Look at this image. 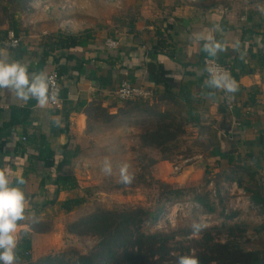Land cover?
<instances>
[{
    "label": "rangeland",
    "instance_id": "374dc122",
    "mask_svg": "<svg viewBox=\"0 0 264 264\" xmlns=\"http://www.w3.org/2000/svg\"><path fill=\"white\" fill-rule=\"evenodd\" d=\"M191 5L242 14L264 6V0H0V33L15 22L22 40L29 44L53 41L54 33L101 32L111 36L138 19L158 22L176 8ZM154 99L119 102L113 98L118 117L90 123L89 133L81 141V154L65 168L77 179L74 193L86 202L71 212L64 211L60 202L41 205L44 211L48 208L41 218L49 232L36 241L33 260L62 252L88 254L96 249L99 238L70 234L67 229L71 223L99 209L139 207L150 212L162 207L158 219L145 218L141 230L169 236L173 256L195 255L206 233H211L215 241L230 240L246 250L264 253V232L259 231L264 216L245 190L251 177L239 168L240 163L246 164L257 171L256 181L264 182V161L257 169L244 159L246 150L239 149L232 164L218 162L211 152L219 143L220 128L206 116L204 104L197 97L192 105L200 115L198 124L187 121V109L180 99L167 96L164 101L150 104ZM165 120L182 127L168 144L169 151L145 146L142 136ZM105 159L112 164L111 175L101 171ZM125 163L135 177L127 185L119 182V168ZM177 189H184L182 196L170 194ZM196 194L207 196L214 211L196 202ZM70 195L66 192L63 197ZM31 218L30 223L35 220ZM194 222L206 227L193 233Z\"/></svg>",
    "mask_w": 264,
    "mask_h": 264
},
{
    "label": "crops",
    "instance_id": "0c3cea01",
    "mask_svg": "<svg viewBox=\"0 0 264 264\" xmlns=\"http://www.w3.org/2000/svg\"><path fill=\"white\" fill-rule=\"evenodd\" d=\"M1 30L0 59L20 62L30 74L48 75L56 69L61 77L63 104L56 109L49 103L40 107L35 99L21 101L14 91L0 89V170L25 193L26 218L18 222L14 235L18 243L23 232L30 234L32 258L37 254L36 241L46 235L33 232L29 220H42L48 208L44 211L41 205L49 197L48 187L54 180L38 159L40 138L44 137L56 153L66 144L80 146L90 124L78 103L101 101L118 117L113 92L124 79L152 87L156 94L150 104L164 101L168 93L178 96L183 88L201 103H207L206 116L236 148L257 150L256 154L264 148V6L242 14L196 5L176 8L161 21L138 19L124 31L115 32L113 38L120 40L115 51L105 49V40L112 35L97 32L86 47L56 50L45 61L40 43L24 42L18 34L21 43L14 48L6 42V30ZM209 35L223 44L225 51L215 56L204 51L206 39L199 37ZM206 56L231 67L235 92L208 86L209 78L201 63ZM12 108L17 110V121L11 125ZM18 178L25 183L17 185ZM65 193L59 194V202L66 200Z\"/></svg>",
    "mask_w": 264,
    "mask_h": 264
},
{
    "label": "trees",
    "instance_id": "16d2710c",
    "mask_svg": "<svg viewBox=\"0 0 264 264\" xmlns=\"http://www.w3.org/2000/svg\"><path fill=\"white\" fill-rule=\"evenodd\" d=\"M11 30L15 31L18 36L15 22L6 28L5 33L8 34ZM91 37L90 32L79 34L54 33L52 34L53 41L40 43L43 50L42 61H45L56 50L66 51L86 47ZM111 37H114V34ZM56 61L58 62L59 59L56 58ZM167 96L180 99L184 103L187 109L188 122L196 124L200 122V115L198 112V114L196 113V109L192 105L195 97L189 91L182 88L178 96L173 93H168ZM225 102L226 99L221 103L220 109L223 110L222 104ZM78 106L86 114L88 124L100 118L110 121L115 116L110 113L109 108L103 106L101 101H81ZM203 107H207L206 102H204ZM14 111L15 109L12 108L11 125L17 121ZM181 128V125L175 126L174 121H162L154 130L148 131L142 136V142L145 146H156L162 152L169 151L168 144L177 138ZM218 138L219 143L214 146L211 157L216 158L218 162L226 160L229 164H232L235 161L234 154L239 149L222 133L219 134ZM40 141L38 159L45 163V171L52 173L54 179L48 187L50 194L43 206L55 205L59 202V194L65 191L72 195L61 201L60 205L64 211L71 212L86 202V198L74 193L78 188L75 175L65 170L81 154V147L79 145L70 147L66 144L60 147L59 153H56L50 149L44 137H41ZM256 151L249 150L244 159L254 162L256 168L259 169L262 166L261 162L264 161V148L258 150L257 153L259 154H256ZM239 168L251 177V184L245 187V190L251 195L252 201L258 207L260 214L264 216V182L256 181L257 171H252L246 164L240 163ZM183 192L184 189H177L170 194L177 197L182 196ZM194 200L203 205L207 211H214L207 196L196 194ZM161 211L162 207L154 212L141 207L121 211L99 209L81 217L71 223L67 230L70 234L77 236L99 238L96 249L88 254H80L75 251L62 252L33 260L31 256L32 239L28 232H23L15 249L16 262L26 264H176V259L180 255L173 256L171 254L169 236L165 234H146L141 230L145 218L156 221ZM30 227L35 233L49 232L46 223L42 220H34L30 223ZM259 231L264 232V223L260 225ZM198 243L200 248L196 249L195 256L198 257L200 264H264L263 252L246 250L237 242L230 240L225 242L215 241L211 233L204 234Z\"/></svg>",
    "mask_w": 264,
    "mask_h": 264
},
{
    "label": "clouds",
    "instance_id": "9594fccd",
    "mask_svg": "<svg viewBox=\"0 0 264 264\" xmlns=\"http://www.w3.org/2000/svg\"><path fill=\"white\" fill-rule=\"evenodd\" d=\"M199 39H206L203 45L204 51L215 56L220 51H225L223 44L216 41L212 35L207 38L200 36ZM51 78L45 73H29L28 67L20 62H7L0 59V89L14 91L17 99L27 102L35 99L40 107L49 103V86ZM208 86L224 89L228 92H235L237 86L227 75H212L208 80ZM51 99H55L52 96ZM130 165L122 164L119 168V182L131 184L134 174L129 171ZM105 175L112 174V164L105 159L101 167ZM17 185L24 184L23 178H18ZM25 193L17 186H13L4 170H0V264H16L15 249L17 238L14 235L18 222L25 220ZM205 224L194 222L193 233L200 232ZM176 264H200L195 255H181L177 257Z\"/></svg>",
    "mask_w": 264,
    "mask_h": 264
},
{
    "label": "built area",
    "instance_id": "2783aa9c",
    "mask_svg": "<svg viewBox=\"0 0 264 264\" xmlns=\"http://www.w3.org/2000/svg\"><path fill=\"white\" fill-rule=\"evenodd\" d=\"M6 42L14 48L20 46L21 43L20 38L16 36L14 31L8 32ZM119 47L120 40L118 38L108 37L105 40L106 50L112 52ZM201 63L208 78H211L212 75H227L229 78L232 76L231 67L221 64L215 58L206 56L202 59ZM47 76L51 78L49 86V105L55 109L60 108L63 104V98L59 72L54 69L50 71ZM155 94V90L152 87L124 79L113 92V97L119 102L135 100L147 101L152 100L155 97ZM52 96H55V99H51ZM23 139L25 140V137H23Z\"/></svg>",
    "mask_w": 264,
    "mask_h": 264
}]
</instances>
